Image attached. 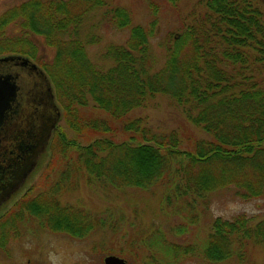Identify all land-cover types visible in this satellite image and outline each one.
I'll list each match as a JSON object with an SVG mask.
<instances>
[{"label": "trees", "instance_id": "1", "mask_svg": "<svg viewBox=\"0 0 264 264\" xmlns=\"http://www.w3.org/2000/svg\"><path fill=\"white\" fill-rule=\"evenodd\" d=\"M198 2L201 20L170 38L157 69L150 53L155 19L132 24L127 7L109 0H22L0 12V57L24 54L35 61L52 85L60 119L76 135L92 136L80 144L57 126L51 131L46 151L50 162L61 157L59 177L29 186L0 214V247L31 216L40 226L78 238L102 229L106 218L59 199L72 174L117 188L166 182L173 184L175 198L228 186L242 200L264 198V0ZM95 10L101 18L92 29L103 20L127 28L123 44L103 46L100 58L107 62L101 65L85 48L98 35L83 30ZM44 47L52 50L50 57ZM161 94L207 138L182 141L174 128L154 131L142 117L129 118L130 111ZM211 223L197 250L157 233L160 263L190 255L209 262L232 254L242 258L248 241H264V217L253 222L240 213Z\"/></svg>", "mask_w": 264, "mask_h": 264}, {"label": "rangeland", "instance_id": "2", "mask_svg": "<svg viewBox=\"0 0 264 264\" xmlns=\"http://www.w3.org/2000/svg\"><path fill=\"white\" fill-rule=\"evenodd\" d=\"M20 1L0 0V12ZM109 3L127 7L132 24L145 26L151 18L155 19L150 39L153 69H157L165 59L170 38L177 36L189 24L199 23L203 15L202 4L198 0H109ZM100 12L95 10L91 13L83 27L86 36L96 32L99 37L95 44H85L89 59L98 65L107 62L100 58L103 46L106 43L123 44L127 35V28H114L104 20L97 29L89 27L101 18ZM37 41L42 44L40 37L36 38ZM43 49L47 57L53 54L51 49ZM130 117H142L154 131L168 132L174 128L182 141H192L194 136L207 138L200 129L187 122L172 99L162 94L150 97L144 106L130 111ZM56 126L66 138L80 144L87 143L92 137L90 134L76 135L62 119ZM59 158L55 156L51 163L47 150L23 186L0 207V214L6 213L29 186L37 184L40 187L57 180L61 169L57 166L61 161ZM69 177L59 192V199L106 218L102 229H94L87 236L78 238L49 230L40 226L32 216L26 217L18 224L16 234L0 247V264H103L102 258L106 254H117L126 259V264H161L154 250L153 240L157 233L171 243L190 244L197 250L203 245L215 217L230 219L241 213L252 218L253 222L264 217V198L242 200L229 186L203 196L181 198L177 195L175 198L173 184L161 181L147 188H117L87 182L82 174ZM167 193L170 197L164 198ZM243 252L242 258L232 254L227 259L209 262L201 255H190L166 264H264V241H248Z\"/></svg>", "mask_w": 264, "mask_h": 264}, {"label": "water", "instance_id": "3", "mask_svg": "<svg viewBox=\"0 0 264 264\" xmlns=\"http://www.w3.org/2000/svg\"><path fill=\"white\" fill-rule=\"evenodd\" d=\"M45 72L23 55L0 57V207L27 181L60 119ZM103 264H126L113 254Z\"/></svg>", "mask_w": 264, "mask_h": 264}, {"label": "flooded vegetation", "instance_id": "4", "mask_svg": "<svg viewBox=\"0 0 264 264\" xmlns=\"http://www.w3.org/2000/svg\"><path fill=\"white\" fill-rule=\"evenodd\" d=\"M56 124H57V123H56ZM55 126H56V125H55ZM47 148H48V147H47ZM45 152H46V150H45ZM43 156H44V155H43ZM43 156H42V157H43ZM39 160H41V159H39ZM31 173H32V172H31ZM22 186H23V185H22ZM11 198H12V197H11Z\"/></svg>", "mask_w": 264, "mask_h": 264}]
</instances>
